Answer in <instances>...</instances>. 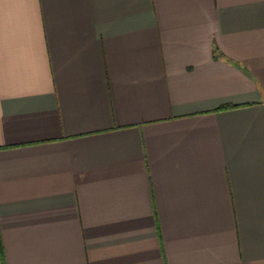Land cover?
I'll use <instances>...</instances> for the list:
<instances>
[{
    "label": "crops",
    "instance_id": "obj_1",
    "mask_svg": "<svg viewBox=\"0 0 264 264\" xmlns=\"http://www.w3.org/2000/svg\"><path fill=\"white\" fill-rule=\"evenodd\" d=\"M0 264H264V0H0Z\"/></svg>",
    "mask_w": 264,
    "mask_h": 264
}]
</instances>
